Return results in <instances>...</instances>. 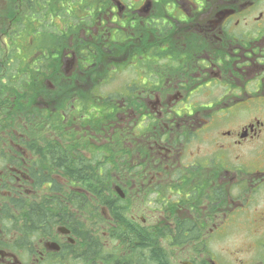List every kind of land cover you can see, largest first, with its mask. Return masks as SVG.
Here are the masks:
<instances>
[{
	"label": "flooded vegetation",
	"instance_id": "1",
	"mask_svg": "<svg viewBox=\"0 0 264 264\" xmlns=\"http://www.w3.org/2000/svg\"><path fill=\"white\" fill-rule=\"evenodd\" d=\"M30 40L0 264H264V0H33Z\"/></svg>",
	"mask_w": 264,
	"mask_h": 264
},
{
	"label": "rangeland",
	"instance_id": "2",
	"mask_svg": "<svg viewBox=\"0 0 264 264\" xmlns=\"http://www.w3.org/2000/svg\"><path fill=\"white\" fill-rule=\"evenodd\" d=\"M10 1H15V0H10ZM31 7H32V6H30L28 9H29V11H32V12H33V7H32V9H31ZM16 8H17V6H14L12 3H9V4H8L7 6H5V7L2 6V4H0V28H1L2 26H4V24L2 23V17H3L5 14L14 11ZM25 14H27V11H26L25 8H24V14H21V16H22L23 18H25ZM16 15H17V14H16ZM17 16H18V15H17ZM19 18H20V19L18 20V23H17L18 25L24 22V20L21 19V17H19ZM6 19H7V18H6ZM30 20L33 21V19H30ZM20 26H23V25H20ZM20 28H23V27H20ZM29 40H30V39L27 37V38H26V41H29ZM10 53H13V54L15 55V54H19V51L17 52V49H13ZM3 54H4V57L6 58L8 53L5 52V51H3V53H2V57H3ZM4 64H6V67H5V75H6V78H7V79H5V80H6V83H8V84H12V83H11V82H12L11 80L14 79V78H16V77L18 76V74H16V72H15V68H14V66H15L16 64H15V63H11L10 60H8V61L5 60ZM10 65H11V66H10ZM12 75H13V76L16 75V76L13 77L12 79H9ZM95 215H96L97 218H99V219H103L101 215L98 217L99 213H95ZM103 224H104V222L100 221V225H103ZM97 232H98L100 235L103 234V231H102V230H97ZM107 250L110 251L109 248H107ZM112 259H113V258H112ZM105 264H106V263H105Z\"/></svg>",
	"mask_w": 264,
	"mask_h": 264
},
{
	"label": "trees",
	"instance_id": "3",
	"mask_svg": "<svg viewBox=\"0 0 264 264\" xmlns=\"http://www.w3.org/2000/svg\"><path fill=\"white\" fill-rule=\"evenodd\" d=\"M33 1V0H32ZM30 6H32L33 7V4H31V5H29L28 7H26V11L29 13V16L30 17H33V12L32 11H29V7ZM32 7H31V9H32ZM20 6L19 7H17L14 11H12L11 12V14H9V13H7V14H5L3 17H2V23L3 24H6V18H8V17H13V16H17L18 14H20L19 12H20ZM17 14V15H16ZM16 34V33H15ZM15 34H13V35H15ZM10 59H12V56L11 55H8L6 58H4V60H6V61H8V60H10ZM4 62V61H3ZM14 62H15V64L17 65V67H21L20 68V72L21 73H25V72H28V71H30L29 70V65L28 64H26L25 63V61H24V59L23 58H19V57H14ZM23 79L25 80V79H29V76H28V74L26 75V74H24V76H23ZM157 255V254H156ZM158 256V255H157ZM159 257H160V255H159Z\"/></svg>",
	"mask_w": 264,
	"mask_h": 264
}]
</instances>
